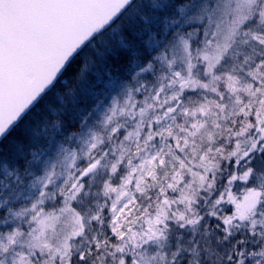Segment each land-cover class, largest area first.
I'll return each instance as SVG.
<instances>
[{
	"label": "snow or ice",
	"instance_id": "snow-or-ice-1",
	"mask_svg": "<svg viewBox=\"0 0 264 264\" xmlns=\"http://www.w3.org/2000/svg\"><path fill=\"white\" fill-rule=\"evenodd\" d=\"M0 264H264V0H0Z\"/></svg>",
	"mask_w": 264,
	"mask_h": 264
},
{
	"label": "trees",
	"instance_id": "trees-1",
	"mask_svg": "<svg viewBox=\"0 0 264 264\" xmlns=\"http://www.w3.org/2000/svg\"><path fill=\"white\" fill-rule=\"evenodd\" d=\"M76 67H78V64L76 65ZM74 70L75 69H73V71ZM69 75H71V73H69ZM65 91H66V89H65L64 85H62V84L58 85L56 92L51 94L48 97L46 103L50 104L54 109H57V110L62 112L64 109L62 108V106L59 104V101L57 100V93L59 95H63L65 93ZM69 107H71V106L69 105ZM49 118L52 119V120L64 119V117H62V116L61 117H57L56 115H50Z\"/></svg>",
	"mask_w": 264,
	"mask_h": 264
}]
</instances>
